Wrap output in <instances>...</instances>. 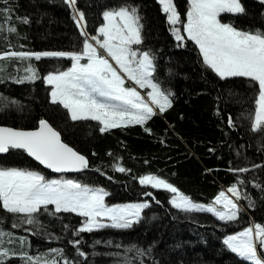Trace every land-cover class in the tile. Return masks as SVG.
I'll list each match as a JSON object with an SVG mask.
<instances>
[{
  "label": "trees",
  "instance_id": "trees-1",
  "mask_svg": "<svg viewBox=\"0 0 264 264\" xmlns=\"http://www.w3.org/2000/svg\"><path fill=\"white\" fill-rule=\"evenodd\" d=\"M116 2L77 0L89 32L94 34L103 22L104 7ZM134 2L143 18L142 47L152 50L154 75L173 93L170 107L163 113L157 109L145 125H121L101 132L98 121L91 117L73 121L62 104L50 99V85L43 75L67 68L71 58L0 57V125L34 128L41 117L48 119L61 131L62 139L89 161L84 171L64 176L104 186L108 203L149 199L150 206L129 228L79 232L74 231L83 222L79 214L61 211L52 216L42 211L40 226H36L16 220L15 214L0 206V229L15 234L3 237L5 246L19 251L22 236L25 251L42 259L55 256L58 264H65L63 256L49 249L62 248L69 264H121L127 258L132 264H253L228 249L223 236L251 222L264 224V166L251 167L264 164V130L251 128L258 82L242 76L220 78L202 63L198 47L190 38L183 33L185 40L175 39L158 0ZM174 2L184 20L187 0ZM241 3L246 12L224 15V20L230 19L245 30H264V2ZM4 8L11 12L0 11V51H72L82 47L83 38L66 0H0V9ZM9 25L15 31H9ZM29 63L38 69L35 80L24 79ZM229 114L232 124L228 122ZM116 164L123 165L125 171ZM2 166H31L48 178L57 176L19 149L0 153ZM245 167L247 172L232 170ZM149 173L167 179L199 202H210L220 190L237 183L239 177L242 183L238 186L251 197V204L246 197L238 198L240 214L231 222L219 221L206 211L185 212L171 205L169 190L139 183L138 177ZM72 239L80 240L79 247L88 253L87 257L77 253V246L70 243ZM132 244L145 249L152 245V255L137 257L134 249L129 250ZM259 254L264 256V250L259 249ZM0 264L40 261H22L11 255Z\"/></svg>",
  "mask_w": 264,
  "mask_h": 264
},
{
  "label": "snow or ice",
  "instance_id": "snow-or-ice-1",
  "mask_svg": "<svg viewBox=\"0 0 264 264\" xmlns=\"http://www.w3.org/2000/svg\"><path fill=\"white\" fill-rule=\"evenodd\" d=\"M169 22V30L177 41L186 39L183 33L198 46L202 63L220 78L242 76L258 82L255 99L254 117L251 128L264 130V30H245L234 25L232 20L225 21L223 16L246 12L241 0H189L186 20L178 10L174 0H158ZM264 2V0H262ZM73 10V18L82 36L80 50H42V51H0V57H17L21 60L35 57L71 58L67 68L48 71L43 75L46 84L52 85L50 98L59 102L70 113L73 121L91 117L100 123L99 130L121 125H145L157 111L163 113L173 103V93L158 82L155 55L150 48H143L145 39L142 34L143 18L139 5L134 0H117L115 4L104 7L101 15L103 22L89 32L84 11L77 7V0H66ZM10 14V8L0 9ZM223 14V15H222ZM28 20V17H21ZM180 24L182 27H178ZM2 27V25H0ZM9 31H15L9 25ZM11 47V45H9ZM38 69L28 64L24 79H37ZM126 79L135 82L141 89H150L142 95L135 86H126ZM14 99V98H13ZM229 124L232 117L229 114ZM39 126L17 128L0 125V153L12 149L23 150L40 164L55 172L82 170L89 167L85 155L62 139L59 131L48 119L41 117ZM151 132L152 129L146 128ZM262 165H251L260 167ZM116 168L125 171L123 165ZM247 172L248 168L232 169ZM105 175H107L105 173ZM141 185H151L156 189L169 190L171 205L185 212L206 211L214 214L219 221L231 222L240 214V197H251L238 186L231 184L227 191L220 190L210 202H199L185 194L175 184L159 175L146 174L138 177ZM252 183L255 185L256 181ZM259 187V185H257ZM264 190V188H262ZM231 193V195H229ZM108 191L102 185L83 182L78 178H48L45 173L31 166L0 167V206L15 219L29 225L40 226L42 211L57 216L61 211L75 213L83 217L75 232L92 231L113 227L126 229L142 218V212L150 206L149 199L124 203H108ZM145 196L150 193H144ZM54 205V209L49 207ZM223 205V207H219ZM18 226V225H17ZM33 229H28L31 232ZM14 233L0 229V260L16 255L22 261H36L40 264H58L55 256L42 259L32 256L23 248L24 237H19L21 248L16 251L5 246L3 237ZM58 239V237H57ZM76 251L87 257L88 253L80 247V240L72 239ZM223 243L240 258L253 264H264V256L258 249H264V224L256 223L240 231L223 236ZM137 257L151 256L152 245L147 249L135 244L129 245ZM48 252L63 256L65 264L68 257L62 248L49 249ZM127 257V253H123ZM121 264H132L131 258Z\"/></svg>",
  "mask_w": 264,
  "mask_h": 264
},
{
  "label": "rangeland",
  "instance_id": "rangeland-1",
  "mask_svg": "<svg viewBox=\"0 0 264 264\" xmlns=\"http://www.w3.org/2000/svg\"><path fill=\"white\" fill-rule=\"evenodd\" d=\"M187 2H189V0H187ZM187 19V17H186V13H185V16H184V20H186ZM185 35H186V37H187V34L186 33H184ZM198 47V46H197ZM125 84H126V86H135V87H137V90L138 91H140L141 93H142V95H145V97H146V91H148V90H150V89H141V88H139V86L138 85H135V82L134 81H131L130 79H126V81H125ZM53 86L52 85H50V94H51V88H52ZM147 98V97H146ZM51 99V98H50ZM69 113V112H68ZM69 115H70V113H69ZM71 117V116H70ZM57 177H66V176H64V174H57ZM225 191H227V189L225 190ZM229 195H231V193H229ZM53 206V208H54V205H52ZM219 207H223V205H219ZM255 224L256 223H254L252 226H253V228H254V226H255ZM251 225V224H250ZM264 250V249H263ZM258 255H260L259 254V249H258Z\"/></svg>",
  "mask_w": 264,
  "mask_h": 264
},
{
  "label": "water",
  "instance_id": "water-1",
  "mask_svg": "<svg viewBox=\"0 0 264 264\" xmlns=\"http://www.w3.org/2000/svg\"><path fill=\"white\" fill-rule=\"evenodd\" d=\"M3 126H8V125H3ZM39 126V124L36 126V127H38ZM10 127H13V126H10ZM30 129V128H29ZM27 154V153H26ZM28 155V154H27ZM29 156V155H28ZM32 158V157H31ZM33 160H35L34 158H32ZM38 164H40L38 161H36ZM43 168H45V169H47L46 168V166H44V165H42V164H40ZM47 170H49V171H51V172H53V173H55V174H69V173H76V172H82V171H84L85 169H82V170H78V171H76V170H69V171H66V172H55L54 170H52V169H47Z\"/></svg>",
  "mask_w": 264,
  "mask_h": 264
}]
</instances>
